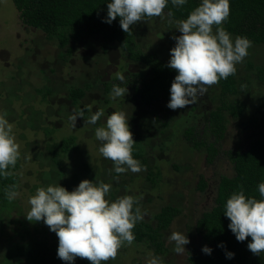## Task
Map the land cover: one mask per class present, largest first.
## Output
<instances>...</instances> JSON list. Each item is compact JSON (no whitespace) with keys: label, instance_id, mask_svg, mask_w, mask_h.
Returning a JSON list of instances; mask_svg holds the SVG:
<instances>
[{"label":"trees","instance_id":"16d2710c","mask_svg":"<svg viewBox=\"0 0 264 264\" xmlns=\"http://www.w3.org/2000/svg\"><path fill=\"white\" fill-rule=\"evenodd\" d=\"M13 2L18 10V18L22 25L42 31L48 41L57 43L61 49H66L60 54L66 63L75 56L74 52L78 50L79 46L87 44L99 42L103 50L107 52L112 46H119L123 50V58L116 65L118 71L111 73V76L107 74V79L98 74L92 79H88L83 86L72 84L68 86L67 98L71 107L76 111L86 108L85 116L81 119L82 122L75 125L74 128L71 126V122H68L65 130L64 124L62 127H57L54 125L55 122H49V116L44 118L45 112L41 109L33 112L34 115L29 119L30 121L24 119L27 126L23 130L27 134H32L33 129H42L46 137L50 139L44 150L38 152L39 156H45V152H47L50 167L33 171L32 175L39 183L35 184V190L30 196L35 194L37 188L50 184H60L72 191L84 179L96 183L100 180L106 183L109 179L108 174L103 171V167L98 165V167H92L89 154L83 148L79 138L80 133L84 132V127L87 126L86 131H89L88 128L95 131L97 127L105 125L103 120L113 113L114 107L123 109L125 106L126 99L123 96L116 99L111 98L110 92L114 84L131 90L133 92L131 100L145 109L143 114L138 115L140 117L133 114L128 123L133 133V139L136 141L133 146V157L146 166V178L151 183L152 189L161 186L160 165L162 161H156L152 157L155 160L152 162L147 151L160 146V150L165 152L169 139L174 137L173 127L175 125L179 126L181 120L186 119L189 124L184 125L186 127L183 130L185 141L194 150L207 153L208 162L212 163L220 155L221 142L225 139L232 121L237 119L240 122L245 117L247 105L239 98L240 88L248 89L247 86L251 85L253 79H256L264 88V63L255 65L248 62L250 73L239 77L236 72L235 75H231L227 79H221L215 89L207 91L198 98L195 104L190 106L189 116L176 119L175 112L170 114L168 116L170 119L162 122L161 125L168 128L167 131L169 130L173 136L165 135L163 141H160L157 139L158 135H155L156 132L161 131V128H157L155 124L161 121L156 106L161 107L162 102L170 100V87L177 72L169 68L168 62L156 51L143 52L140 49L137 45L136 35L139 22L130 26L129 32H125L121 28L119 17L110 24L105 22L109 0H13ZM200 2L201 0H188L187 4L176 7L169 0L161 16H166L171 21L186 19L189 13L199 6ZM169 12H171V16H169ZM151 18L153 17H145L143 21ZM222 26L232 34L233 38L246 36L253 46H264V0H230V15ZM132 60L138 61L139 65L136 69L127 71L130 65L128 63ZM117 73L124 75V81L117 78ZM44 88L45 90L38 89L42 95L41 102L43 105L50 106L49 97L54 95V88L50 85H46ZM93 90H99L100 96L94 100V103H85L84 100L88 93ZM100 109H103L104 115L97 123L95 125L86 123L87 119ZM49 113L52 111L50 110ZM55 113L59 115L60 109ZM39 118L40 120L43 118L44 125L40 124ZM245 126L252 130L248 147L222 151L227 157L233 173L218 176L214 204L197 218L193 227L197 237L210 247L212 252L210 255L205 254L192 246L189 251V264H264V252L256 255L249 250L250 236L245 241H238L235 234L228 228L229 218L224 215L227 199L233 192L239 191L241 188L246 196L260 198L258 184L264 182V90L253 116L249 117ZM67 129L68 131H66ZM52 135L62 138L55 140ZM156 141H158L157 144ZM24 147L25 142H22L19 149L20 158L16 166L9 169L11 175L0 177V237L1 235L4 237L6 251L5 255L0 258V264H69V262L58 258V236L49 229L43 220L29 221L28 214L12 218L15 209L21 208L20 202L19 198L7 199L5 189L8 186L16 185L17 192L21 189L24 190L31 177V174L26 173L30 172V168L22 163ZM73 151L86 156V161L83 160L82 167L77 166L72 175L68 177L64 165L61 166L59 162L60 158ZM26 159L31 165L30 163L42 160V157L33 160V156L30 155V158ZM175 168L180 169L176 165ZM113 173L119 175L116 172ZM133 181L132 179L131 184ZM126 184L125 193L129 189V185ZM207 186L208 184L202 179L198 189L204 192ZM111 188L113 192L109 194L108 200L114 201L122 196L113 186ZM18 213L20 214L19 211ZM180 214L179 206L165 205L161 207L151 221L137 222L132 230L135 235L133 242L146 244V247L159 258L165 256L168 252L166 233ZM221 244L223 247L219 246ZM227 252H233L234 257L227 258ZM109 261L102 262V264H112ZM74 264H91V262L87 258L77 257Z\"/></svg>","mask_w":264,"mask_h":264},{"label":"rangeland","instance_id":"374dc122","mask_svg":"<svg viewBox=\"0 0 264 264\" xmlns=\"http://www.w3.org/2000/svg\"><path fill=\"white\" fill-rule=\"evenodd\" d=\"M18 16V10L13 0H0V113H5L9 122L14 124L13 131L17 143L21 146L22 142H25L22 163H25V166L30 168V172L26 173L31 174L30 181L26 183L24 190L18 191L19 194L16 198H19L21 208L17 207L15 209L12 216L13 219L15 217H23L30 211L28 200L35 190V184L39 183L32 175L33 171L35 169H49L50 167L47 152H45V156H39L40 154L38 153L44 150L50 139L46 137L42 129H33L32 134H27L23 130L27 126L25 120L27 119L28 121L34 115L33 112L41 109L45 112L44 118L49 116V122H58L57 124L54 123L57 127H62L64 124L65 130L68 122H71L69 120L70 115L77 112L75 108L71 107V103L67 98L68 86L70 84L83 86L88 79H92L98 74L107 79V74L111 76V73L118 71L116 65L123 58L121 47L112 46L107 52L103 50L99 42H96L95 44L79 46L78 50L74 52L75 56L71 57L66 63L60 56L66 49H61L57 43L48 41L42 31L22 25ZM176 22L171 21L166 16L140 21L136 33L137 45L143 52L156 51L159 56L168 62L170 49L176 44L173 37L182 34L176 29ZM248 62H252L255 65L264 63V46L252 45L248 49V55L243 62L236 65V72L239 77L250 73ZM128 64L130 65L127 71H131L137 68L139 62L132 60ZM46 85L54 88L55 92L54 95L49 97L50 106L42 104L40 98L42 95L38 91L39 88L45 90L44 87ZM215 87L216 84L209 86L207 91H211ZM247 87L248 89H245V87L240 88L241 94L239 96L240 100L247 105L245 117L240 122L237 119L232 121L225 139L221 142L220 155L212 163L208 162L207 153L194 150L185 141L183 130L186 127L184 125L189 123L183 118L188 115L191 105L173 110L167 107L169 101H164L162 102L163 107L156 106L157 110H159L161 121L155 124L157 128H161V131L156 132L155 135H158L157 139L160 141H163L166 137L165 135L171 134L169 130L167 131L168 128H164L161 125L162 122L170 119L168 118L170 114L175 112L176 119H183L180 122L182 126L175 125L173 127V133L175 134L174 137L169 139L165 152L160 150V146L159 148L155 146L156 148H151L147 151L150 158L153 157L156 161H162L160 165L162 183L159 188L152 189L151 183L146 178L147 171L145 170L138 173L129 170L118 176L115 175L113 173L115 172L114 162L104 158L99 152L102 142L95 137V131L90 128H88L89 131H86V126V128L84 127V132L80 133L79 141L88 152L89 161L93 164L92 167H103V171L108 174L109 178L106 183L113 186L122 196L128 194L138 199L141 211L144 213V221H151L153 216L165 205L179 206L181 214L166 233L168 252L165 256L160 257L162 264H189L188 257L192 246L203 252L202 248L205 243L197 237L193 227L197 218L214 204L218 176L223 174L231 175L233 173V169L222 151L227 149H246L248 147L252 130L245 125H247L249 117L253 116L261 93L264 90L256 79H253L251 85ZM132 93L131 90H128L125 95L126 104L123 109H119L116 106L113 110V112L115 110L124 111L127 114L128 121L132 119L133 114L137 115L136 117H140L138 115L143 114L145 111V109H142L141 106L131 100ZM99 96V90H93L88 93L84 101L87 104H91ZM58 109H60L59 115L55 113ZM50 110L52 113L48 114ZM36 116L39 117L38 115ZM81 119L82 117H78L75 125L82 122ZM106 120V118L103 120L105 125ZM38 121H40L41 125H44L43 118L41 120L39 118ZM52 136L55 140L62 138H57L55 135ZM26 142L29 144L27 145ZM157 142L155 143L157 144ZM82 151L84 152V150ZM30 155L33 156V160L41 157L42 160L29 165V161L26 158H30ZM153 158L151 159L152 162L155 161ZM83 160L86 161V156L73 151L60 158L59 164L61 166L62 164L64 165L65 172L70 177L77 166L83 165ZM175 165L179 166L180 169H176ZM132 179L134 181L131 184ZM202 179L208 184L204 192L198 189ZM99 182L101 181L99 180L97 183ZM125 183L129 185L126 193L124 189ZM111 189L109 194L113 192V189ZM109 194L106 199H108ZM9 220L11 219L9 218ZM175 231L184 233L190 240V243L185 245L186 251L182 254L175 252V242L169 240V236ZM4 243V237L1 235L0 258L6 253ZM149 253L153 254L152 250L146 247V244L132 242L129 245L125 242L118 250L116 258L110 259L109 263L147 264L150 258Z\"/></svg>","mask_w":264,"mask_h":264},{"label":"clouds","instance_id":"9594fccd","mask_svg":"<svg viewBox=\"0 0 264 264\" xmlns=\"http://www.w3.org/2000/svg\"><path fill=\"white\" fill-rule=\"evenodd\" d=\"M169 0H109L105 22L112 23L120 18L121 28L130 31V26L143 21L145 17H159ZM172 5L181 7L188 0H171ZM169 12V16H171ZM230 15V0H201L186 19L177 21L176 29L182 33L174 36L176 44L170 49L168 67L176 70L177 75L171 83L170 100L167 107L182 109L197 102L209 86L235 75L236 65L248 55L252 42L246 36H236L222 25ZM215 28V31H214ZM117 78L124 81L122 73ZM127 87L114 84L110 92L112 99L125 97ZM86 108L70 115L74 128L77 118L85 116ZM104 115L103 109L97 110L86 121L95 125ZM14 124L5 113H0V177L11 175L20 158V145L14 134ZM95 137L101 141L99 152L104 158L114 162L118 174L145 170L140 161L133 157L136 141L130 130L127 114L115 111L108 116L106 125L95 129ZM111 185L103 181L96 183L82 180L72 191L60 184H50L37 188L29 197V221L43 222L58 236V258L74 264L77 257L87 258L91 264H102L115 259L118 250L127 242L135 240L132 231L137 222L142 221L144 213L139 201L132 195L118 197L114 201L106 199ZM259 199L246 196L243 188L233 192L225 204L224 215L229 218L228 228L238 241L248 243L249 250L256 254L264 252V182L258 184ZM19 193L16 185L5 189V196L14 200ZM175 242V252L182 254L185 245L190 243L187 235L175 231L169 236ZM223 247V244L219 245ZM205 254L212 249L205 245ZM227 252V258L234 257ZM147 264H162L161 258L149 253Z\"/></svg>","mask_w":264,"mask_h":264}]
</instances>
